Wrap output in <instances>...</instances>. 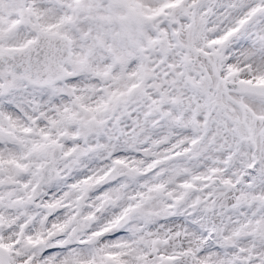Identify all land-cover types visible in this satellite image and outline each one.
<instances>
[{
    "label": "snow or ice",
    "instance_id": "1",
    "mask_svg": "<svg viewBox=\"0 0 264 264\" xmlns=\"http://www.w3.org/2000/svg\"><path fill=\"white\" fill-rule=\"evenodd\" d=\"M0 264H264V0H0Z\"/></svg>",
    "mask_w": 264,
    "mask_h": 264
}]
</instances>
